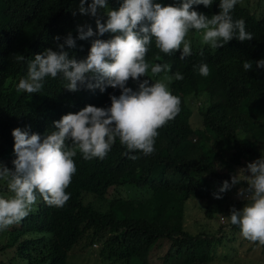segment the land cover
Wrapping results in <instances>:
<instances>
[{
	"label": "trees",
	"instance_id": "16d2710c",
	"mask_svg": "<svg viewBox=\"0 0 264 264\" xmlns=\"http://www.w3.org/2000/svg\"><path fill=\"white\" fill-rule=\"evenodd\" d=\"M154 2L176 6L180 0ZM79 3L80 0H0V116L16 115L34 127H43L52 115L77 99L100 97V107L107 108L111 106L110 95H120L119 89L111 87L101 93L99 88L88 90L83 86L69 94L60 91L57 79L46 81L36 95L18 92L12 86V77L19 83L28 72L29 61L22 68L15 58L37 49L59 50L56 36L63 43L71 33L76 47L69 49L65 45V51L77 60L87 57L92 40L112 38L111 33L87 40L77 38L78 25H89L96 31L91 16L79 13ZM88 3L91 0L85 6ZM121 3L122 0H108V7L118 10ZM219 3L214 0L211 8L194 5L193 10L211 17L219 13ZM100 12L101 21L106 22L104 10ZM231 15L234 20L245 21L253 40L240 42L234 38L215 50L196 43L193 54L185 60L179 59V51L174 56L159 52L153 40L146 60L152 64L169 63L171 72L167 75L179 72L184 79L169 83L165 73L151 78L164 81L181 99V111L158 130L151 155L135 152L129 155L138 158L130 159L119 139L103 160H84L77 152L73 158L77 172L66 189L70 199L58 208L40 198L30 212L44 226L54 229L56 236L52 243L44 244L48 250L35 254L43 263L66 264L65 249L60 246L69 249L80 230L93 228L99 233L104 227L112 231L102 233L104 243L112 247L109 255L125 264L132 258L138 260L135 264H148L150 248L160 245H167L158 256L160 264H211L213 259L236 254L233 242L242 236L239 226L230 223V209L241 210L250 202L237 197L238 190L247 183L242 179L241 184L222 193V199H215L213 193L225 180L231 182V176L245 163L244 157L254 161L264 154V138L259 139L264 130V69L255 65V61L264 59V1L239 0ZM201 50L203 56L199 54ZM246 61L253 62L251 71L244 70ZM201 63L209 66L208 77L199 74ZM127 86L136 90L138 84L130 79ZM198 99L199 106L195 103ZM194 120L198 125L193 124ZM187 145L192 149L185 150ZM12 152L10 138H0V160ZM0 191L6 198L13 195L4 181H0ZM191 211L203 213L207 219L216 218V227L196 225L191 230L185 222ZM30 238L35 239V235ZM254 244L251 242L248 248ZM220 247L230 256L219 252Z\"/></svg>",
	"mask_w": 264,
	"mask_h": 264
},
{
	"label": "clouds",
	"instance_id": "9594fccd",
	"mask_svg": "<svg viewBox=\"0 0 264 264\" xmlns=\"http://www.w3.org/2000/svg\"><path fill=\"white\" fill-rule=\"evenodd\" d=\"M213 2L180 0L176 6H163L154 0H122L118 10H112L108 0H91L87 7V0H80L79 13L96 18V31L89 25H78L77 38L87 40L105 33L113 34L112 38L92 40L87 57L81 60L65 51V45L69 49L76 47L71 33L63 43H59L60 36L54 37L59 50L37 49L15 58L20 60L22 68L29 61L26 78L19 83L15 77L11 78L18 92L40 94L46 81L57 79L60 91L69 94L83 86L88 90L99 88L101 93L111 87L119 89L120 95H110L111 106L107 108L100 107V97L77 99L52 115L43 127H34L16 115L0 116V138L9 137L13 146V152L0 160V181L6 182L13 194L6 198L0 191V264H46L35 254L48 248L44 247L45 243L56 239L54 229L44 226L30 212L40 198L58 208L70 199L66 189L77 172L73 159L77 152L84 160H103L117 139L126 148L125 155L140 152L148 156L154 152L158 130L180 113L181 99L171 93L164 81H153L151 77L165 73L170 83L182 81L184 76L179 72L167 75L171 72L169 63L152 64L146 60L153 40L156 49L166 56L179 51L180 60L193 54L196 43L215 50L234 38L240 42L253 40V34L246 31L245 21L234 20L231 15L239 0H220L219 13L211 17L193 10L194 5L211 8ZM99 10H104L106 22L101 21ZM196 32L202 33L201 41ZM199 54L203 56V50ZM156 59L161 57L157 55ZM255 65L264 69V59L255 61ZM243 68L251 71L253 62H244ZM199 74L209 76L206 63L199 65ZM130 79L137 82L136 90L127 86ZM129 158L138 157L129 155ZM4 164L14 167L10 169ZM242 179L247 187H241L237 197L250 202L241 210L230 209V223L239 226L243 239L264 246V154L240 168L231 176V182L225 180L218 192L213 193L214 198L222 199L221 194L241 184ZM85 230H88V244L100 243L97 252L103 259L120 262L109 255L112 247L102 237V233L112 231L107 227L99 233L93 228ZM84 231L80 230L77 239ZM76 241L69 249L60 246L59 249H65L66 257L72 253Z\"/></svg>",
	"mask_w": 264,
	"mask_h": 264
},
{
	"label": "rangeland",
	"instance_id": "374dc122",
	"mask_svg": "<svg viewBox=\"0 0 264 264\" xmlns=\"http://www.w3.org/2000/svg\"><path fill=\"white\" fill-rule=\"evenodd\" d=\"M264 1V0H263ZM87 7V6H85ZM103 12H100L99 14H102ZM92 20H96L95 17H91ZM198 40H202V33H195ZM200 100V99H199ZM196 104L199 106L198 100L195 101ZM193 124L198 125V121H193ZM264 138V130L261 131L259 134V139ZM192 147H189L188 145L185 147V150H191ZM245 163L240 167L244 168L246 167L247 163L252 162L250 157H244L243 158ZM249 175L248 173H245ZM111 189V188H110ZM203 213H195L191 211L189 215L186 218V224L187 227L191 230L194 229L197 225V227H203V228H212L214 229L216 227V218H204L202 216ZM222 221V216L218 217V222ZM87 233L88 230H85L77 239L76 243L72 247V253L66 257L67 264H69V261L74 262L73 264L79 263V264H125L124 262H113L109 261L107 259H103L98 254V248L100 246V243L95 241V245H92L91 243H87ZM251 242L243 239L238 238L233 242V245L236 247V254L230 258H223L219 257L216 259H213L211 261V264H264V248L257 243L253 245L252 248H248L249 244ZM167 245H160L159 247H154L153 249L150 248L148 254H147V260L148 264H160V259L158 258L159 255L163 253V250L166 248ZM224 251L223 247L219 248V252ZM69 252V251H68ZM225 254V251H224ZM227 257H229V254H225ZM138 262L137 259L132 258L128 261L129 264H135Z\"/></svg>",
	"mask_w": 264,
	"mask_h": 264
}]
</instances>
